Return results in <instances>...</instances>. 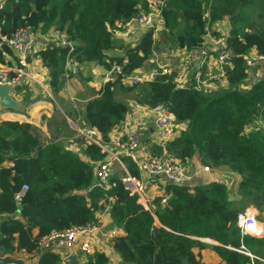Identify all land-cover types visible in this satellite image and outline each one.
<instances>
[{
  "label": "trees",
  "instance_id": "16d2710c",
  "mask_svg": "<svg viewBox=\"0 0 264 264\" xmlns=\"http://www.w3.org/2000/svg\"><path fill=\"white\" fill-rule=\"evenodd\" d=\"M148 2L6 0L0 8V39L22 27L34 33L55 28L74 44L81 63L100 62L110 67L115 61L122 62V57H107L114 46L115 28L148 13ZM160 10L162 28L158 34L167 47L192 49L203 43L208 31L223 35L232 51L226 81L205 92L194 85L178 88L174 74L159 73L152 81L130 86L118 78L107 82L86 103V123L108 139L130 110L125 95L150 108L164 105L183 127L165 145L160 142V147L155 146L151 155H161L165 147L169 155L187 165L199 154L205 165L237 178L240 175L239 181L216 179L179 185L165 178L161 183L165 193L151 199L150 208H146L139 195L117 177L119 168L110 187L96 186L93 163L59 143H42L31 123L4 121L0 123L2 255L22 251L28 259L37 257L38 264H62L60 253L52 248L38 249L40 240L54 230L97 222V213L109 206L111 229L125 232L113 238L123 263L201 264L194 248L203 249L206 244L201 238H211L220 243L214 249L226 264H264V236L243 234L238 225V214L248 206L264 211V65L260 77L250 78L244 58L264 54V0H163ZM219 22H228L229 36ZM154 34L155 28H151L137 47L128 49L126 74L144 67L153 49H159L156 46L161 41L154 40ZM5 53L14 56L10 47L0 45L2 63L6 62ZM37 54L51 69V85L57 90L69 48L51 44ZM256 70L254 67L252 72ZM258 119L263 125L255 123ZM85 154L93 161L104 157L96 144H89ZM123 161L128 172L139 177L137 164L129 157ZM232 183L237 187L232 188ZM24 184L29 189L18 201L16 195ZM82 264L114 263L104 252L95 251Z\"/></svg>",
  "mask_w": 264,
  "mask_h": 264
},
{
  "label": "crops",
  "instance_id": "0c3cea01",
  "mask_svg": "<svg viewBox=\"0 0 264 264\" xmlns=\"http://www.w3.org/2000/svg\"><path fill=\"white\" fill-rule=\"evenodd\" d=\"M0 1L5 2L6 0ZM155 1L157 8H160L163 0ZM225 24L226 28H223V31L226 36H229L230 26L228 25V22H225ZM146 32L147 29L145 27L135 22L131 28H120L118 34L113 33L114 46L108 50L107 57L115 58L126 55L128 49L137 47L141 43ZM59 39H63V33L61 35L60 32L55 30V28H52L45 33H34L32 31V47L25 64H21V57L18 56L17 51L12 50L14 56L5 53L6 62H0V72L6 73L8 76L13 74L18 77L17 85L13 88V95L14 98L23 105L21 109L16 110L4 107L0 104V123L4 121L31 123L37 128L39 139L42 143L61 144L64 148L78 153L82 159L89 161V163H93L95 170L100 161L108 158V153L102 152L101 147L97 145L101 149V153L104 155L103 158L98 161H93L85 154L88 145L94 144L84 134L85 131L90 129L85 120V106L90 99L94 98L101 92L107 82H110L108 75L112 66L108 67L107 64L100 62H93L89 65L82 63L79 75L73 73L66 75L64 67V74L61 75L60 86L57 90H54L51 85L52 71L48 66L43 64L42 58L37 54V51L47 45L58 44ZM165 50L169 51L170 55L167 59L172 62L177 59V56L180 55L182 51L181 48H175L174 46ZM107 61L110 63L109 59H107ZM143 66V70L149 72L155 65L152 59L149 58ZM124 84L127 86L131 85L129 82H125ZM124 97L126 100L128 99L130 101V110L128 113L131 114L128 115V117L126 115L124 120L134 122L138 125L140 146L135 154L137 161L143 162L153 154V148L155 146L160 147L161 139L165 142V136L154 125L153 121L155 115L151 108L146 105L136 104L132 99H129L130 96L125 95ZM77 103H79V109L74 107ZM145 120L147 122L150 121L151 123V125L149 124V129ZM72 123L75 126V130L72 128ZM121 137H123V129L117 125L109 133L108 139L103 137L105 140L103 141L107 146H112L114 145V142ZM132 160L136 163L134 159ZM123 163L126 169L119 163L115 164V169L122 168L123 171H120L117 177L122 178L127 174L126 170L128 171V169L126 163L124 161ZM204 165L205 164L201 162V156L196 154L190 161H188L187 167L190 168L189 171L191 172L192 169H200ZM225 173L226 171L218 169L215 170V173H202V175L198 176L197 174H193L192 178L193 180L205 179L212 181L216 180L214 178L215 175H217V178H220L223 177ZM221 174L224 175L222 176ZM239 176L238 179H240ZM150 178L151 174L145 169L139 170V179L144 183L149 181ZM162 178L164 181L158 182L157 185H146L145 194L148 198L152 199L155 196H161L165 193V185L161 186V183H165L166 177L164 176ZM96 181L97 178L95 175L94 184ZM97 219L100 222L101 231L98 232L93 239L94 250L90 255H93L95 251H102L109 256L112 263L126 264L123 263L120 255L116 252L113 246V239L108 236L109 231L113 229L116 230V235L125 233L122 228L111 229L110 224L112 223V220L109 206H106L101 212L97 213ZM1 220L2 219H0V222ZM36 233L37 231H35V234ZM201 240L206 244L205 247L203 249L200 247L194 248V252L200 259L201 264H226L214 249L215 245H220L218 241L211 238H201ZM52 249L60 253L63 259L62 264H67L65 259L71 254L76 255L81 264L87 260L88 256H90L82 252L79 245H76L75 247L54 245ZM81 253L82 255H80ZM15 256L26 258L28 264H38L37 257L28 259L24 256L22 251Z\"/></svg>",
  "mask_w": 264,
  "mask_h": 264
},
{
  "label": "built area",
  "instance_id": "2783aa9c",
  "mask_svg": "<svg viewBox=\"0 0 264 264\" xmlns=\"http://www.w3.org/2000/svg\"><path fill=\"white\" fill-rule=\"evenodd\" d=\"M4 3V1H0V8ZM134 22L145 27L147 31L151 28H155L154 40L158 41L160 39L158 31L162 28V17L161 10L157 8V6L151 8L148 13H142L130 22H121L117 25L113 33L118 34L119 29L122 27L131 28ZM210 32L211 31L206 32L204 41L200 46L192 49H181V54L177 56L174 62L167 59L170 55L168 50L159 51L160 49L154 48L150 58L155 66L149 72H145L143 68H138L134 72L126 74L124 72V66L130 62V58L127 54L123 55L122 62L115 61L112 63L108 79L109 81H115L118 78H122L123 83L129 82L133 85L152 81L159 73L168 75L174 74V82L178 88L194 85L198 90H203L205 92L216 90L221 87V83L226 81V67L232 65V51L226 45L223 35H212L213 33L211 32V34ZM31 33L32 30L30 28L22 27L12 33V35H3L0 39V45H7L11 50L17 51L18 56L21 57V64H25L32 47ZM57 45L69 48V55L65 64V74L69 75L73 73L79 75L82 63L77 58V55L74 54V44L67 40L65 34ZM166 49H169V47H166ZM244 58L247 61L250 78L253 77V79H257L260 77L263 71L261 67L264 65V54L252 53L245 55ZM254 67H257L258 70L252 72ZM17 82L18 77H10L6 73L0 72V84H11L15 87ZM151 109L155 115L153 121L154 125L165 136V142L162 139L160 140V142H162L161 146H163V144L165 145L167 141L173 139L177 135L178 130L181 128H178L180 123L177 122L175 115L164 105H158ZM128 115L131 114L128 113L127 117ZM124 119L118 124V126L123 129V137L117 139L112 146H107L104 143L105 140L103 135L97 128L90 127V129L84 133L92 143L101 147L102 152L108 153V158L100 161L95 169L97 178L95 182L96 186L104 188L110 187L111 179L115 175V164L119 163L126 169L123 163L125 157L134 159L140 170L145 169L151 174L150 180L144 183L139 177L133 176L126 170L127 174L122 177V180L126 187L133 193L141 194L145 192L147 184L157 185L158 182L164 181L162 178L163 176L170 180L179 178L188 180L192 178L186 166L182 164L179 159H175L173 156L169 155L165 147L162 148L161 155L154 154L143 162H138L135 154L140 146L138 125ZM148 122L145 120L149 129V124L151 125V123L150 121ZM211 170V167L204 166L200 169H196V174L209 173ZM27 189H29V185L24 184L22 191L16 195L18 201L22 199ZM150 204L149 202V206L146 208H150ZM260 224L261 222L257 219V214L252 208H246L238 214V225L243 234L255 236L264 235V231ZM114 230L115 229L110 230L108 233V236L112 239L116 236ZM100 231L99 221L85 226H74L65 230H54L40 240L38 249L42 251L50 249L54 245H65L68 247L79 245L82 252L90 255L94 250L93 239ZM242 251L252 259L254 258L253 254L245 250ZM23 254L25 257H28L26 253Z\"/></svg>",
  "mask_w": 264,
  "mask_h": 264
},
{
  "label": "water",
  "instance_id": "95a60500",
  "mask_svg": "<svg viewBox=\"0 0 264 264\" xmlns=\"http://www.w3.org/2000/svg\"><path fill=\"white\" fill-rule=\"evenodd\" d=\"M13 88L14 86L11 84H0V103L4 107L19 110L22 108L23 104L14 98L12 94ZM171 181L179 185H182V184L191 185L193 183H204V182H207L208 180H205V179H198V180L174 179ZM65 262L67 264H81L78 258L76 257V255L74 254L67 256L65 259ZM0 264H28V260H26V258L18 257V256L11 255V254L2 255L0 253ZM247 264H252V263H247Z\"/></svg>",
  "mask_w": 264,
  "mask_h": 264
},
{
  "label": "rangeland",
  "instance_id": "374dc122",
  "mask_svg": "<svg viewBox=\"0 0 264 264\" xmlns=\"http://www.w3.org/2000/svg\"><path fill=\"white\" fill-rule=\"evenodd\" d=\"M148 4H149V7H151V8H154L156 5H155V0L154 1H149L148 2ZM219 24H221L220 25V28H221V26L225 29L226 28V24L225 23H221V22H219ZM214 27H216V24L214 25ZM223 33H224V31H222ZM211 33V32H210ZM212 34V33H211ZM225 34V33H224ZM212 35H215V34H212ZM226 35V34H225ZM160 37V39H159V41H161V36H159ZM163 41V40H162ZM160 42L161 44L159 45V44H157V46L156 47H159V49L160 50H165L166 49V43L163 41V42ZM262 73V72H261ZM263 74V73H262ZM74 107L75 108H77V109H79L80 108V106H79V103H77L76 105H74ZM149 120V119H148ZM255 123H257V124H259L260 126L261 125H263V123L258 119V120H256V122ZM184 125H186V123H184ZM254 126V125H253ZM179 127H183L182 125H180V126H178V128ZM72 128L75 130V126H74V124L72 123ZM259 128V127H258ZM76 129H77V127H76ZM250 129H252V128H248V130H250ZM188 170H190V168H188ZM215 170H218V169H215V168H212V173H215ZM119 171H121V172H123L122 171V169L121 168H119ZM193 169H192V171L190 172V171H188V173L189 174H192L193 173ZM220 171V170H219ZM222 176L224 175V174H221ZM236 175H238V174H236ZM215 179H218V180H221V181H225V180H227L228 182H231L232 180L236 183L237 181H239L238 180V178L237 177H234V176H232L231 174H229L228 172H226L225 173V175L223 176V177H220V178H217V175H215V177H214ZM179 179H184V178H179ZM237 180V181H236ZM234 187H237L236 185L234 186L233 185V183H232V188H234ZM136 194H139V193H136ZM145 200V202H144V200ZM150 198H148V196L145 194V192H142L141 194H139V202L141 203V204H143L145 207H148L149 205V202H150ZM249 208H252L255 212H256V214H257V219L260 221V222H262L263 224H264V211H261L260 209H258L256 206H254V205H250V206H248ZM115 231V235H116V230H114ZM80 255H82V253L80 254Z\"/></svg>",
  "mask_w": 264,
  "mask_h": 264
},
{
  "label": "clouds",
  "instance_id": "9594fccd",
  "mask_svg": "<svg viewBox=\"0 0 264 264\" xmlns=\"http://www.w3.org/2000/svg\"><path fill=\"white\" fill-rule=\"evenodd\" d=\"M122 57V56H121ZM11 77V76H10ZM185 165V164H184ZM186 166V168L188 169V167H187V165H185ZM204 166H209V165H204ZM204 166H202V167H204ZM209 167H211V169L213 168L212 166H209ZM196 169H198V168H195L194 169V171H193V173L192 174H190L191 175V177H193V174H196ZM189 171V170H188ZM212 171V170H211ZM211 171L209 172V173H211ZM198 175H202V173H200V174H197V176ZM193 178H190V179H188V180H192ZM170 180V179H169Z\"/></svg>",
  "mask_w": 264,
  "mask_h": 264
},
{
  "label": "bare ground",
  "instance_id": "6f19581e",
  "mask_svg": "<svg viewBox=\"0 0 264 264\" xmlns=\"http://www.w3.org/2000/svg\"><path fill=\"white\" fill-rule=\"evenodd\" d=\"M260 226H261V228H262V229H263V231H264V225L261 223V224H260Z\"/></svg>",
  "mask_w": 264,
  "mask_h": 264
}]
</instances>
